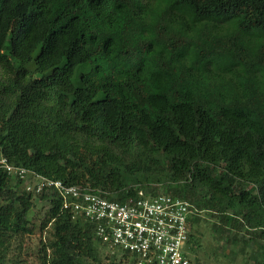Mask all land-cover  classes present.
Listing matches in <instances>:
<instances>
[{"label":"trees","instance_id":"trees-1","mask_svg":"<svg viewBox=\"0 0 264 264\" xmlns=\"http://www.w3.org/2000/svg\"><path fill=\"white\" fill-rule=\"evenodd\" d=\"M0 157L116 201H189V264L201 212L264 238V0H0ZM62 201L0 167V264H29L15 249L36 230V264H135Z\"/></svg>","mask_w":264,"mask_h":264},{"label":"built area","instance_id":"built-area-1","mask_svg":"<svg viewBox=\"0 0 264 264\" xmlns=\"http://www.w3.org/2000/svg\"><path fill=\"white\" fill-rule=\"evenodd\" d=\"M0 167L13 178L24 180L26 191L56 189L63 199L62 208H71L92 221L97 239L110 250L129 253L135 264H189L187 224L198 214L189 201L143 189H138L136 197L116 201L101 191L36 175L3 157Z\"/></svg>","mask_w":264,"mask_h":264},{"label":"rangeland","instance_id":"rangeland-1","mask_svg":"<svg viewBox=\"0 0 264 264\" xmlns=\"http://www.w3.org/2000/svg\"><path fill=\"white\" fill-rule=\"evenodd\" d=\"M35 203L34 211L30 215L34 221H37L38 217L43 216L46 207L43 202L36 200ZM214 219L213 216L201 212L200 221L193 228L196 230L194 233L197 240L196 246L193 247L195 250L193 254L199 258L201 264H259L264 262V238L244 245L240 241V236L244 239L249 236L242 231L236 241L227 240L224 235L220 236L212 231L211 221ZM39 238L40 233L36 230L32 235L24 237L20 246H17L15 253L19 252L23 262L36 264V248ZM260 245L262 246L260 247ZM191 254L192 252L190 256Z\"/></svg>","mask_w":264,"mask_h":264}]
</instances>
